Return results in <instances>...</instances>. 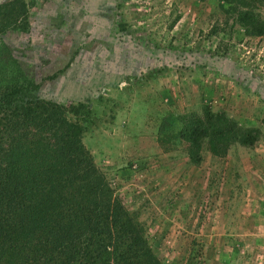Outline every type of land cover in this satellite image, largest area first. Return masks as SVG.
I'll return each instance as SVG.
<instances>
[{
  "label": "rangeland",
  "instance_id": "374dc122",
  "mask_svg": "<svg viewBox=\"0 0 264 264\" xmlns=\"http://www.w3.org/2000/svg\"><path fill=\"white\" fill-rule=\"evenodd\" d=\"M5 8L0 94L88 110L82 143L163 264H264V37L219 0ZM201 122L233 132L223 153L188 141Z\"/></svg>",
  "mask_w": 264,
  "mask_h": 264
},
{
  "label": "trees",
  "instance_id": "16d2710c",
  "mask_svg": "<svg viewBox=\"0 0 264 264\" xmlns=\"http://www.w3.org/2000/svg\"><path fill=\"white\" fill-rule=\"evenodd\" d=\"M219 2L247 33L264 37L257 0ZM27 92L0 94V264H163L82 143L88 110L26 101ZM200 125L188 141L208 140L215 155L233 141L228 127Z\"/></svg>",
  "mask_w": 264,
  "mask_h": 264
}]
</instances>
